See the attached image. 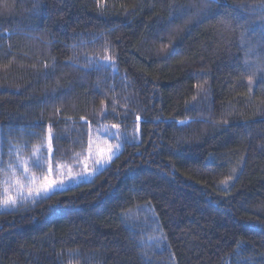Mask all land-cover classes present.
<instances>
[{
    "label": "trees",
    "instance_id": "obj_1",
    "mask_svg": "<svg viewBox=\"0 0 264 264\" xmlns=\"http://www.w3.org/2000/svg\"><path fill=\"white\" fill-rule=\"evenodd\" d=\"M262 6L0 0V201L15 147L137 132L91 178L0 205V264H264Z\"/></svg>",
    "mask_w": 264,
    "mask_h": 264
},
{
    "label": "rangeland",
    "instance_id": "obj_2",
    "mask_svg": "<svg viewBox=\"0 0 264 264\" xmlns=\"http://www.w3.org/2000/svg\"><path fill=\"white\" fill-rule=\"evenodd\" d=\"M88 143L84 152H79L66 159L60 160L56 151L53 149L50 141V133H47L45 139L39 145L31 147V156L27 158V153L22 148H14L15 155L11 158L14 160L13 166L9 173H5V186L2 192L1 201L8 196L16 200L18 205L29 199L36 198V189H42L44 185L51 181L57 184L64 182L62 187L67 184L89 179L94 173L105 167L104 163L109 156L111 148L115 154L121 149L125 139H131V134L135 131L125 132L119 124L99 122L97 125L88 127ZM127 133V134H125ZM137 139V138H136ZM120 145L119 149L116 148ZM24 151V152H23ZM24 155V156H22ZM114 157V156H113ZM100 161L101 163H97ZM43 169V172L41 171ZM40 169V172H37ZM50 169V170H49ZM17 181L20 183L17 184ZM32 189V195L29 194ZM43 194V193H41ZM2 207H5L1 205ZM13 207L11 205L6 208ZM150 214V213H148ZM148 227L154 233L151 241L158 240L159 236L157 225L153 226V221L149 222ZM68 264H74L69 262ZM77 264H80L77 263Z\"/></svg>",
    "mask_w": 264,
    "mask_h": 264
},
{
    "label": "snow or ice",
    "instance_id": "obj_3",
    "mask_svg": "<svg viewBox=\"0 0 264 264\" xmlns=\"http://www.w3.org/2000/svg\"><path fill=\"white\" fill-rule=\"evenodd\" d=\"M219 0H212V3H218ZM241 7H243L241 5ZM264 7V6H262ZM261 64H264V60H258V62L256 63V65L253 68V74H255V72L257 71H264V67H261ZM252 82L251 77H249V83ZM139 119V117H138ZM183 123V122H181ZM120 145H117L116 148L119 149ZM109 156L106 158V160L104 161V163H108L112 160L113 156H115V152L110 148L109 149ZM97 163H101L100 161H97ZM9 168L12 167V165L8 166ZM50 170V169H49ZM20 182L17 181V184H19ZM64 182H60L59 184H57L56 181H51L48 184L44 185L42 189H36L35 191V195L36 196H40L41 193H43L44 197L47 198L48 196L55 194L56 190L62 188ZM29 194L32 195V189H29ZM16 204V200L13 199L11 196H8L7 198L3 199L2 201H0V205H3L5 207L11 205V206H15Z\"/></svg>",
    "mask_w": 264,
    "mask_h": 264
}]
</instances>
